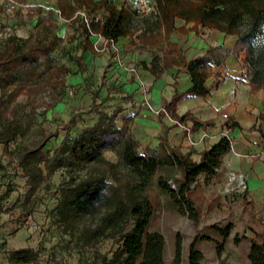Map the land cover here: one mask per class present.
I'll return each mask as SVG.
<instances>
[{"label": "rangeland", "instance_id": "obj_1", "mask_svg": "<svg viewBox=\"0 0 264 264\" xmlns=\"http://www.w3.org/2000/svg\"><path fill=\"white\" fill-rule=\"evenodd\" d=\"M175 2L182 15L180 23L193 26L199 14L206 23L233 28L246 39L252 46L251 60L244 52L238 62L245 79L250 83L254 78L264 90V0ZM102 12L94 8L87 12V18H103ZM84 23L81 16L67 19L58 8L40 0H3L0 5V54L52 48L41 66L24 70L7 92L0 89V264H100L103 259L112 260L120 247L111 235L88 245L82 230L95 227L99 215L69 219L60 207L69 184L102 174L101 170L86 166L79 171L57 168L49 172L36 160L21 161L46 140L44 152L54 160L65 143L92 127L102 113L123 109L122 102L128 99L124 84L141 81L139 63L123 57L117 46L104 45L103 51H96L93 41L86 38ZM146 28L151 36L142 35L140 40L157 42V18L148 19ZM127 29L131 37L136 35L130 19ZM91 30L95 33L92 25ZM214 32L217 30L200 25L196 34L209 37ZM13 90L20 92L15 98ZM5 130L16 131L11 141H4L1 134ZM148 149L141 148L151 153ZM105 157L118 163L112 152H106ZM231 173L223 160L215 176H200L191 187L192 208L163 193L158 186L161 174L157 175L148 193L154 205L149 229L153 240L139 264H147L157 250L163 264H189L192 246L203 254L200 264H245L251 240L262 239L249 220L247 189L240 186L239 175L231 181ZM180 177L174 173L167 178L171 189L177 190ZM30 179L37 183L36 188L28 183ZM126 179L128 173L123 170L118 180ZM132 228L130 221L126 231ZM23 250L36 252V261H27Z\"/></svg>", "mask_w": 264, "mask_h": 264}, {"label": "trees", "instance_id": "obj_2", "mask_svg": "<svg viewBox=\"0 0 264 264\" xmlns=\"http://www.w3.org/2000/svg\"><path fill=\"white\" fill-rule=\"evenodd\" d=\"M159 9V18L165 35L170 38L171 34L177 31L185 32L184 28L176 26V20L181 18V11L175 0H156ZM82 1L76 7L69 6L68 11L60 8L61 16L71 19L86 4ZM108 15H104L103 24H92L95 33L106 39L117 42L120 38L131 36L127 29L130 14L124 9H117L107 2L102 4ZM199 17V14H198ZM195 19L194 26L190 31H196L200 25L209 29L217 30L226 35L237 36L238 40L233 50L225 49L223 46L212 47L203 56L190 61L165 60L164 67L168 69L173 65L187 68L191 76L193 86L184 93L174 94L171 103L165 106L172 119L180 123H186L190 113L183 116L177 114V106L185 97L207 96L210 94L206 86L208 78L213 74V66H224L229 55L240 58L246 53V58L251 60L252 46L246 39L240 37L233 28H223L216 24L206 23L202 17ZM191 20V19H190ZM86 38H90V32L83 24ZM173 49L172 51H176ZM52 48L36 47L27 52L0 54V89L7 92L8 88L15 85L17 76L24 70H33L49 59ZM153 64V68H154ZM152 74L157 75L153 69ZM218 76V75H216ZM250 85L252 91H259L262 85L254 78ZM17 89V88H15ZM16 90H13L15 92ZM19 91L11 94L12 97L19 95ZM119 111L113 114L102 113L98 121L82 134L65 143L59 150L54 160L48 158L44 152L47 141H43L34 150L26 154L21 160L23 162L36 160L38 164H44L49 172L57 168H75L77 171L86 166L95 167L101 170L102 174L89 175L82 180H75L63 190L64 200L60 207L65 216L69 219L85 216H98L99 220L95 227H86L82 235L88 245L96 244L106 235H111L118 240L120 247L112 260L103 259L100 264H139L145 257L147 247L153 238L149 232L151 220L154 215V205L148 193L154 187L155 178L158 179V186L163 193L170 194L172 198L181 200L189 208L193 207L191 200L192 186L198 183L202 175L213 177L221 167L224 157L231 150L232 141L228 136H223L209 150L201 153L200 161L192 159L191 154H184L179 148H172L165 140L157 150L148 149L149 152L141 150V144L129 129L127 118L123 125L119 126ZM197 120H193L192 130L210 126ZM238 124L234 123L228 130H234ZM15 130H5L3 139L11 141L15 136ZM106 152L114 153L118 163L110 162ZM125 170L128 179L119 181L118 176ZM43 176V170H40ZM174 173H180L177 180V190L171 189L167 178ZM110 179L115 182H111ZM28 183L37 187L32 179ZM133 221V228L126 231L129 222ZM261 241L251 240V248L248 254V261L245 264H264V234L260 236ZM24 257L29 262L36 261L37 253L33 250H23ZM203 254L191 247L189 264H200ZM147 264H163L161 252H153Z\"/></svg>", "mask_w": 264, "mask_h": 264}, {"label": "crops", "instance_id": "obj_3", "mask_svg": "<svg viewBox=\"0 0 264 264\" xmlns=\"http://www.w3.org/2000/svg\"><path fill=\"white\" fill-rule=\"evenodd\" d=\"M40 1L44 5H53L60 13V8L67 12L69 6L76 7L82 1H86L87 5L78 11L86 9L90 12L94 8L102 11L105 9L102 8L104 2L117 9L121 6L120 0ZM14 2L16 0H11L10 3ZM2 3L3 0H0V5ZM157 20L160 26V38L157 42L145 44L140 40L141 35L139 38L128 36L117 41V49L121 55L129 61L139 63L138 73L141 79L136 80L133 85L124 84V95L128 99L122 102L123 109L118 110L117 120L122 126L125 119L131 118L129 129L140 142L141 148L157 150L166 140L172 148H179L184 154L194 152L192 157L197 162L204 150H209L223 136H228L232 145L224 162L234 174L243 176L251 212L249 220L256 225V232L261 233V236L264 234V90L252 91L238 62L240 59L231 54L226 58L224 66H213V74L206 82L209 95L185 97L178 104L179 116L190 113V118L184 124L191 128V133H187L170 118L157 115V110L172 102L176 91L184 93L193 86L187 68L173 65L165 69L163 59L177 60L180 63L184 56L186 61H190L205 55L212 47L223 45L225 49L233 50L238 40L235 36L220 31L209 37L198 36V29L190 31L194 25L182 24L178 19L176 26L184 28L185 32L177 31L167 38L160 19ZM149 35L151 36V32ZM137 47L139 48L136 49ZM173 49L177 50L172 51ZM153 69L157 75L152 74ZM225 114L229 117L227 120L223 119ZM193 120L211 125L193 131ZM234 123L238 127L228 130Z\"/></svg>", "mask_w": 264, "mask_h": 264}, {"label": "built area", "instance_id": "obj_4", "mask_svg": "<svg viewBox=\"0 0 264 264\" xmlns=\"http://www.w3.org/2000/svg\"><path fill=\"white\" fill-rule=\"evenodd\" d=\"M4 1H8L11 2V0H4ZM120 9H124L125 11H127L130 14V18L133 22V24L136 26V37L138 36H142V35H146V34H150L149 32H147V28H146V21L148 19H151L152 17L155 18H159V9L157 6V2L156 0H120ZM103 15H108V12L106 11V8L103 10L102 12ZM81 16L82 18H84V24L86 26V28L88 29V31L90 32V38L94 43V47L96 49V51L101 52L103 51L102 47L104 45H112L117 46V42L113 41V40H109L106 39L105 37H103L100 34L94 33L91 30V25L96 23V24H103L104 20L102 17H98L95 20H88L87 18V10L86 9H81L77 12L75 18ZM72 20H67L66 22H70ZM76 28L79 29V24H76ZM71 94H73V92H71ZM149 105V104H148ZM149 107L152 109V107L149 105ZM157 115H164L168 118H170L176 125L183 127L185 129V131L187 133H191V128L188 127L187 125H185L184 123H180L178 121H175L174 119L171 118L169 112L163 107L159 110L156 111ZM229 117L228 115H223V119L227 120ZM231 175H234V177L236 178V174L231 173ZM230 175V176H231ZM235 178L231 181H234ZM241 179V180H240ZM239 181H240V186H242L244 189H247V184L243 178L242 175H239ZM238 186V187H240ZM236 188H233V190Z\"/></svg>", "mask_w": 264, "mask_h": 264}, {"label": "bare ground", "instance_id": "obj_5", "mask_svg": "<svg viewBox=\"0 0 264 264\" xmlns=\"http://www.w3.org/2000/svg\"><path fill=\"white\" fill-rule=\"evenodd\" d=\"M235 177H234V175H231V179L233 180ZM241 180V179H240Z\"/></svg>", "mask_w": 264, "mask_h": 264}]
</instances>
